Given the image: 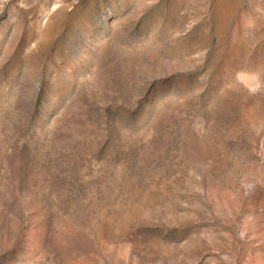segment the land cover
Here are the masks:
<instances>
[{
    "label": "rangeland",
    "instance_id": "374dc122",
    "mask_svg": "<svg viewBox=\"0 0 264 264\" xmlns=\"http://www.w3.org/2000/svg\"><path fill=\"white\" fill-rule=\"evenodd\" d=\"M0 264H264V0H0Z\"/></svg>",
    "mask_w": 264,
    "mask_h": 264
}]
</instances>
